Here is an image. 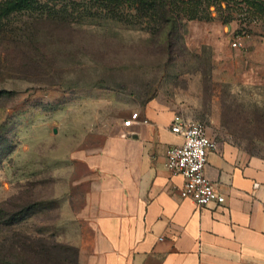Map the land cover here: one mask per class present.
<instances>
[{
	"label": "rangeland",
	"instance_id": "1",
	"mask_svg": "<svg viewBox=\"0 0 264 264\" xmlns=\"http://www.w3.org/2000/svg\"><path fill=\"white\" fill-rule=\"evenodd\" d=\"M192 4L203 13L183 12L172 35L100 11L95 20L46 24L38 61L31 47L0 37V264H77L58 225L63 180L23 177V163L31 171L46 157L44 140L70 129L78 139L80 124L99 142L98 128L124 105L197 98L200 121L264 155V0ZM236 39L244 47H233Z\"/></svg>",
	"mask_w": 264,
	"mask_h": 264
},
{
	"label": "crops",
	"instance_id": "2",
	"mask_svg": "<svg viewBox=\"0 0 264 264\" xmlns=\"http://www.w3.org/2000/svg\"><path fill=\"white\" fill-rule=\"evenodd\" d=\"M136 111L140 120L126 127ZM201 113L194 97L124 105L98 128L105 133L99 142L89 141L80 124L78 139L70 129L44 140L46 157L32 161L31 171L23 163V177L48 173L63 180L54 196L63 211L58 225L61 241L78 250V264H264L263 154L207 125L218 150L209 155L206 174L224 204L184 198V176L167 168L168 147L183 140L171 119L200 121Z\"/></svg>",
	"mask_w": 264,
	"mask_h": 264
},
{
	"label": "trees",
	"instance_id": "3",
	"mask_svg": "<svg viewBox=\"0 0 264 264\" xmlns=\"http://www.w3.org/2000/svg\"><path fill=\"white\" fill-rule=\"evenodd\" d=\"M194 1L0 0V37L9 39L8 43L17 42L20 46L31 47L30 50H34L30 54V59L38 61L41 57L39 51H41V45L44 43L40 38L42 36L41 29L46 24L56 23L69 26L75 20L79 21L77 23L84 22L87 18L95 20L94 17L102 15L98 13L100 11L105 13L106 20L118 18L128 25L140 21L142 24L147 23L148 26L145 28L156 27V29L166 30L168 35H172L178 17L183 12L187 11L191 18L203 13V10L195 4L188 5ZM121 10L123 11L121 16L117 15ZM65 247L75 252L78 264V250L69 245ZM2 264L16 263L2 260Z\"/></svg>",
	"mask_w": 264,
	"mask_h": 264
},
{
	"label": "built area",
	"instance_id": "4",
	"mask_svg": "<svg viewBox=\"0 0 264 264\" xmlns=\"http://www.w3.org/2000/svg\"><path fill=\"white\" fill-rule=\"evenodd\" d=\"M232 46L240 49L244 44L236 39ZM140 118L138 111L133 112L123 124L129 127ZM143 121L149 122L148 119ZM171 130L183 139L180 144L171 145L166 151L167 168L174 174L184 176L182 196L192 198L199 206L224 204L225 195L220 193L206 174L209 155L218 150V141L209 135L207 124L198 120H187L183 115L175 114L171 119Z\"/></svg>",
	"mask_w": 264,
	"mask_h": 264
},
{
	"label": "water",
	"instance_id": "5",
	"mask_svg": "<svg viewBox=\"0 0 264 264\" xmlns=\"http://www.w3.org/2000/svg\"><path fill=\"white\" fill-rule=\"evenodd\" d=\"M55 131H57V129H55Z\"/></svg>",
	"mask_w": 264,
	"mask_h": 264
}]
</instances>
